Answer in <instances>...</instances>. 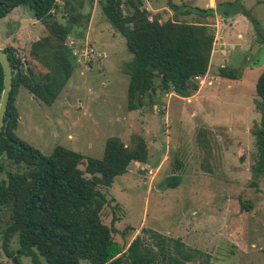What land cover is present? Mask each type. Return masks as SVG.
Segmentation results:
<instances>
[{
  "label": "rangeland",
  "instance_id": "obj_1",
  "mask_svg": "<svg viewBox=\"0 0 264 264\" xmlns=\"http://www.w3.org/2000/svg\"><path fill=\"white\" fill-rule=\"evenodd\" d=\"M143 1L147 9L159 8L162 20L188 21L197 16L183 10L207 2L171 0L181 9L173 11L168 0ZM240 2L264 26V0ZM16 7L0 17V50L13 47L23 67L43 71L29 48L46 28L26 6ZM206 20L214 34V19ZM241 20L223 37L233 43L225 60L221 54L210 60L195 93L181 97L155 88L142 106L129 110V77L123 66L133 55L94 0L85 38L71 37L88 59L76 62L56 100L47 105L27 88L18 89L15 133L44 155L61 145L101 158L110 136H119L127 145L134 135L144 138L147 162H132L109 187L101 188L108 200L101 219L115 229L113 238L122 247L152 230L201 250L206 262L199 264H264V179L252 173L257 158L252 129L261 115L255 86L264 68V43L255 41L249 19ZM219 67L239 73L220 76ZM176 158L181 167L174 170ZM171 173L180 175V183L165 188L164 179ZM242 202L251 208H243ZM17 246L15 237L12 248ZM39 260L47 264L42 256ZM18 261L35 264L24 255ZM0 264L15 262L0 251Z\"/></svg>",
  "mask_w": 264,
  "mask_h": 264
},
{
  "label": "trees",
  "instance_id": "obj_2",
  "mask_svg": "<svg viewBox=\"0 0 264 264\" xmlns=\"http://www.w3.org/2000/svg\"><path fill=\"white\" fill-rule=\"evenodd\" d=\"M93 2L0 0V17L23 5L46 28V34L29 48V55L43 66V71H36L29 64L23 67L13 47L2 50L11 65L12 82L0 132V251L9 258L16 255L18 260L28 256L35 264L40 263L39 256L47 264H199L203 261L201 250L152 230L137 234L124 248L113 238L115 229L101 219L108 203L101 188L109 187L132 162L148 160L147 144L141 135L132 136L128 145L119 136H110L105 140L102 157L95 158L61 145L44 155L15 133L18 89L27 88L47 105L56 100L77 65L67 39L85 38ZM97 2L133 55L123 66L129 77V110L142 106L155 88L181 97L191 96L199 89L198 79L209 69L215 38L206 22L162 20L161 15L144 7L143 0ZM168 6L173 11L181 10L171 0ZM190 11L202 17L242 14L253 25L255 41L264 43V26L240 0L220 2L215 8L195 6ZM234 73L239 72L219 67L220 76H236ZM2 89L0 64V97ZM255 90L261 115L252 129L257 147L252 173L264 179V68ZM180 167L176 158L174 170ZM179 183L180 175L171 173L163 186L173 188ZM251 206L242 202L247 210ZM15 237L16 250L12 248Z\"/></svg>",
  "mask_w": 264,
  "mask_h": 264
},
{
  "label": "crops",
  "instance_id": "obj_3",
  "mask_svg": "<svg viewBox=\"0 0 264 264\" xmlns=\"http://www.w3.org/2000/svg\"><path fill=\"white\" fill-rule=\"evenodd\" d=\"M220 2H221L220 0H207V2L203 3L204 6H202V8H205V7H214L215 8L216 4L220 3ZM16 8L17 7L13 8V9H16ZM148 10L152 14H154V13L159 12L160 9L159 8H151L150 7V9H148ZM183 11H186V14H193V15L197 16V18L194 19L195 21L205 22V21H207L206 19L209 18V17L214 19L213 23L210 22L211 27L214 26L213 27V31H214V36H215L213 50H212V53H211V59L213 57H215V56H218V54H221L220 56L221 57L224 56L223 59L225 60L226 56L228 55L229 48L231 46H233V43L225 42L223 40V37L228 32L229 27H231L233 25V23H237L238 24L239 22H243L241 19L244 18V15L236 14L235 16L230 17V18H222L219 15H215V16L207 15V16L202 17L199 14H197L195 11H190V9H185ZM184 21H188V20H184ZM238 36L241 37L242 34L238 33ZM216 45H217V47H216ZM220 47H221V49H219ZM218 51H220V52L218 53ZM172 93H174V92H172Z\"/></svg>",
  "mask_w": 264,
  "mask_h": 264
},
{
  "label": "water",
  "instance_id": "obj_4",
  "mask_svg": "<svg viewBox=\"0 0 264 264\" xmlns=\"http://www.w3.org/2000/svg\"><path fill=\"white\" fill-rule=\"evenodd\" d=\"M0 64L3 70V89L0 97V132H1L3 119L5 115V109L8 103L11 82H12L11 65L9 59L7 55L1 50H0ZM12 259L15 262V264H19V261L16 256H13Z\"/></svg>",
  "mask_w": 264,
  "mask_h": 264
},
{
  "label": "built area",
  "instance_id": "obj_5",
  "mask_svg": "<svg viewBox=\"0 0 264 264\" xmlns=\"http://www.w3.org/2000/svg\"><path fill=\"white\" fill-rule=\"evenodd\" d=\"M67 44L71 49V53L75 56V61L79 64H83L85 60H87L88 53H84L80 51V47L78 46V43L71 37L67 39ZM82 45H85V43H82ZM86 54V55H85Z\"/></svg>",
  "mask_w": 264,
  "mask_h": 264
}]
</instances>
